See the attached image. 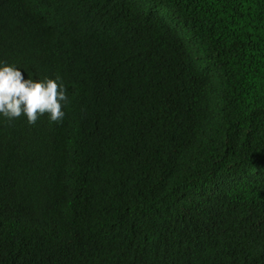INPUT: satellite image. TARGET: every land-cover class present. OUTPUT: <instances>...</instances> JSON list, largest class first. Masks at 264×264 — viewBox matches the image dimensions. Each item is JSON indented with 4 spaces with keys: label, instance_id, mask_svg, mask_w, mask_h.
<instances>
[{
    "label": "trees",
    "instance_id": "16d2710c",
    "mask_svg": "<svg viewBox=\"0 0 264 264\" xmlns=\"http://www.w3.org/2000/svg\"><path fill=\"white\" fill-rule=\"evenodd\" d=\"M0 60L69 98L0 118V264H264V0H0Z\"/></svg>",
    "mask_w": 264,
    "mask_h": 264
},
{
    "label": "clouds",
    "instance_id": "9594fccd",
    "mask_svg": "<svg viewBox=\"0 0 264 264\" xmlns=\"http://www.w3.org/2000/svg\"><path fill=\"white\" fill-rule=\"evenodd\" d=\"M25 72L0 60V118L13 121L23 117L29 125L44 116L53 124L62 122L69 98L61 78L28 74L26 79Z\"/></svg>",
    "mask_w": 264,
    "mask_h": 264
}]
</instances>
